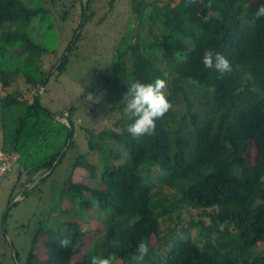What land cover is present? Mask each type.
Returning <instances> with one entry per match:
<instances>
[{
	"label": "trees",
	"instance_id": "16d2710c",
	"mask_svg": "<svg viewBox=\"0 0 264 264\" xmlns=\"http://www.w3.org/2000/svg\"><path fill=\"white\" fill-rule=\"evenodd\" d=\"M75 1L81 21L54 63V75L67 69L98 0H86L85 7L82 0H0V87L6 93L0 96V149L19 155L12 191L52 168L34 189L68 150L73 152L72 170L83 168L89 182L69 177L58 203L64 200L81 216L97 208L104 234L95 250L76 259L85 249L86 231L67 216L56 226L37 229L24 260L5 241L13 263L90 264L93 255H102L114 257L113 264H136L132 256L146 240L150 252L143 264H264V18L255 25L247 22L264 0H212L211 7H185L184 0H129L134 26L115 46L109 74L101 75L106 104L116 119L113 128L90 134L88 143L89 151L99 153L100 167L74 149L73 103L51 113L40 105L39 93L31 102L20 91L7 92L20 78L30 92L45 86L53 74L42 66V57L55 53V22L67 21ZM115 1H108L110 8ZM205 48L224 54L233 72L221 79L205 68ZM176 53L187 54L188 60L182 62ZM165 72L172 79L169 100L184 101L186 110L172 108L156 121L154 135L133 139L123 116L127 86ZM64 113L68 126L55 119ZM69 210L61 212L68 215ZM191 210L198 211V219L184 220L182 212ZM39 232L46 236L42 259L34 252ZM64 238L79 247L62 246Z\"/></svg>",
	"mask_w": 264,
	"mask_h": 264
},
{
	"label": "rangeland",
	"instance_id": "374dc122",
	"mask_svg": "<svg viewBox=\"0 0 264 264\" xmlns=\"http://www.w3.org/2000/svg\"><path fill=\"white\" fill-rule=\"evenodd\" d=\"M109 0H98L94 6V16L88 19L81 27V37L77 43V47L69 56L67 69L61 73L54 75L53 65L63 53L66 45L71 40L72 31L77 28L81 19L78 2L75 1L74 8L70 12L65 23L56 20L54 25V33L57 47L55 53L44 55L42 57V66L51 68L53 74L47 81L45 86L39 92V103L42 107L51 113H60L70 106L75 105V112L72 114L74 149L80 155H85L86 159L93 165L100 167L102 160L97 151H89L88 143L91 142V135L99 131L113 128L116 115L111 111L105 101V90L101 75L109 74L111 66V56L115 50L119 39L124 31L133 27L130 21V4L129 0H116L113 7H109ZM178 0H176L177 2ZM257 0H249V4ZM70 4V0H65V3ZM105 15V18L100 22L99 19ZM129 19V20H128ZM34 31H38L39 35L43 33L42 28L35 23ZM40 40V38H37ZM169 78V84L171 83ZM20 91L24 99L31 101L32 95L35 92L27 90V86L20 78L16 83H13L8 91ZM5 90L0 87V96L5 95ZM170 95V93H169ZM190 102H193L192 95L189 94ZM171 102V101H170ZM173 109L179 113L186 110V103L179 101L171 102ZM67 113L62 117L57 116L55 119L67 124ZM59 120H58V119ZM2 125L0 122V140H1ZM248 157L250 162L254 158V144H249ZM73 152L68 150L65 157L57 165L54 171L42 183L33 189L27 188L21 192L23 188L12 191V183L19 169V166L14 163L11 171L8 172L5 178L1 179L2 190L0 193V264H14L13 251L10 245L12 243L15 250L19 252L20 257L24 260L29 248L31 237L37 232L40 226L57 225L62 222L67 216L81 223L82 229L86 231L83 238L85 249L76 257L81 258L85 253L95 250L96 246L100 245L103 238V228L97 208L85 212L82 216L73 207L64 200L58 203L59 190L69 177L74 181L88 183V176L83 168L72 170L71 162ZM124 159L126 153L123 154ZM121 163L120 161L117 164ZM25 175L21 176V180ZM32 184V183H31ZM166 194H174L171 189H166ZM13 197L8 203L10 197ZM70 209L68 215L61 210ZM5 213L7 216H4ZM156 213V211H155ZM198 211L191 210L182 212L184 220L192 217L198 219ZM50 216V217H49ZM162 224V225H161ZM161 229H164V224L160 222ZM167 226V225H166ZM195 229L191 227V230ZM195 230L191 231V235L196 234ZM183 235V233H182ZM46 236L44 232L38 233V242L35 245V254L40 259L44 258V241ZM7 243H6V242ZM117 264L120 262L117 261Z\"/></svg>",
	"mask_w": 264,
	"mask_h": 264
},
{
	"label": "clouds",
	"instance_id": "9594fccd",
	"mask_svg": "<svg viewBox=\"0 0 264 264\" xmlns=\"http://www.w3.org/2000/svg\"><path fill=\"white\" fill-rule=\"evenodd\" d=\"M204 4L211 7L212 0H184L185 7H193ZM264 18V4L256 8L252 17L247 22L255 25L257 21ZM176 58L182 62L188 60L187 54H175ZM201 63L210 70L218 73V78H224L226 74L233 72L231 61L221 52L212 48H205L202 52ZM169 73L157 76L150 82H141L133 79L127 86L128 90L123 97V116L127 118V132L133 139L139 140L141 137L152 136L155 134L156 121L161 120L172 109L173 105L169 100L168 82ZM62 246L79 247L70 238L59 240ZM150 252V244L146 240H141L132 256L136 264H143L145 257ZM114 257H104L93 255L90 264H113Z\"/></svg>",
	"mask_w": 264,
	"mask_h": 264
},
{
	"label": "built area",
	"instance_id": "2783aa9c",
	"mask_svg": "<svg viewBox=\"0 0 264 264\" xmlns=\"http://www.w3.org/2000/svg\"><path fill=\"white\" fill-rule=\"evenodd\" d=\"M19 155L14 152H5L0 149V192L2 190L1 179L5 178L8 172L11 171V167L17 162Z\"/></svg>",
	"mask_w": 264,
	"mask_h": 264
},
{
	"label": "water",
	"instance_id": "95a60500",
	"mask_svg": "<svg viewBox=\"0 0 264 264\" xmlns=\"http://www.w3.org/2000/svg\"><path fill=\"white\" fill-rule=\"evenodd\" d=\"M83 1V4H84V7H85V2H86V0H82ZM43 86H44V82L39 86V88L37 89V90H35V92L33 93V95H32V98H31V102H33V100H34V97H35V95H37L39 92H40V90L43 88ZM41 88V89H40ZM58 119V118H57ZM59 120V119H58ZM67 126H68V123L66 124ZM64 150H65V148L61 151V153H60V155L57 157V159H56V161L53 163V166L59 161V159H60V157H61V154L64 152ZM52 170V168H50L47 172H45L44 174H42L40 177H38L37 179H36V181H34L32 184H30L29 186H27V187H25L21 192H24L27 188H32L33 186H35L38 182H39V180L43 177V176H45L46 174H48L50 171Z\"/></svg>",
	"mask_w": 264,
	"mask_h": 264
}]
</instances>
